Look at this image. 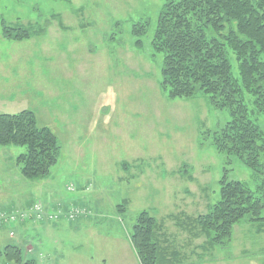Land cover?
Segmentation results:
<instances>
[{"label":"rangeland","instance_id":"374dc122","mask_svg":"<svg viewBox=\"0 0 264 264\" xmlns=\"http://www.w3.org/2000/svg\"><path fill=\"white\" fill-rule=\"evenodd\" d=\"M163 3L0 0V113L32 110L61 147L46 175L26 179L16 161L24 147L0 146V213L34 200L53 211L85 210L44 225L1 221L0 248L18 246L22 263L0 264H144L132 238L143 210L162 225L163 264H264L262 221L243 217L224 244L208 245L184 227L219 200L222 176L264 197V169L258 174L213 145L212 132L231 119L227 107L201 90L169 98L162 89L163 53L152 38ZM2 22L31 37H3ZM229 60L239 79L231 51ZM245 99L264 136V112Z\"/></svg>","mask_w":264,"mask_h":264},{"label":"trees","instance_id":"16d2710c","mask_svg":"<svg viewBox=\"0 0 264 264\" xmlns=\"http://www.w3.org/2000/svg\"><path fill=\"white\" fill-rule=\"evenodd\" d=\"M2 24L5 38L31 37L27 28ZM152 45L163 53L160 84L168 97L188 98L201 90L213 106L227 107L231 119L212 132L213 145L262 173L264 136L248 117L245 96H252L256 110L264 112V0H164ZM229 51L237 60L239 79L232 73ZM8 144L24 147L16 161L26 179L46 175L61 150L56 135L39 126L29 109L0 113V146ZM219 195L205 213L188 219L184 227L192 237L205 234L208 245L224 244L243 217L264 223V197H255L242 181L222 176ZM161 227L146 210L135 220L132 238L144 264L167 259L157 238ZM1 257L22 263L21 250L13 244L0 248Z\"/></svg>","mask_w":264,"mask_h":264},{"label":"built area","instance_id":"2783aa9c","mask_svg":"<svg viewBox=\"0 0 264 264\" xmlns=\"http://www.w3.org/2000/svg\"><path fill=\"white\" fill-rule=\"evenodd\" d=\"M79 213H85V210L78 208L76 206H71L65 212L60 209H58L57 211H44L42 203L36 200L26 210L23 211L16 210L10 213H0V222L3 220L9 222H17L19 220H27L29 218H34L36 220H41L43 218L54 220L60 215L73 218L75 215Z\"/></svg>","mask_w":264,"mask_h":264},{"label":"crops","instance_id":"0c3cea01","mask_svg":"<svg viewBox=\"0 0 264 264\" xmlns=\"http://www.w3.org/2000/svg\"><path fill=\"white\" fill-rule=\"evenodd\" d=\"M44 202V204L48 207V200H45V201H43ZM48 222H55V220L54 221H48ZM48 222H45V223H48ZM45 223H35V222H33V224L35 225V224H41V225H44ZM27 225H30V224H28V223H25V224H22V225H20V226H18V227H21L23 230H25L28 226ZM262 225H264V223H262ZM0 230H5V229H0Z\"/></svg>","mask_w":264,"mask_h":264}]
</instances>
